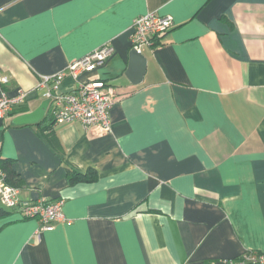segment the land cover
<instances>
[{
  "label": "crops",
  "instance_id": "0c3cea01",
  "mask_svg": "<svg viewBox=\"0 0 264 264\" xmlns=\"http://www.w3.org/2000/svg\"><path fill=\"white\" fill-rule=\"evenodd\" d=\"M148 12L174 24L143 48L133 84L132 25ZM105 44L114 52L103 65L59 87L114 85L111 133L50 125V107L39 123H13L46 99L44 76ZM2 77L0 96L26 98L0 118V162L21 201L61 200L64 219L43 229L0 211V264H242L264 254V0H0ZM89 170L95 180L70 183Z\"/></svg>",
  "mask_w": 264,
  "mask_h": 264
},
{
  "label": "built area",
  "instance_id": "2783aa9c",
  "mask_svg": "<svg viewBox=\"0 0 264 264\" xmlns=\"http://www.w3.org/2000/svg\"><path fill=\"white\" fill-rule=\"evenodd\" d=\"M173 24L174 18L169 14L148 12L136 17L130 36L131 48L142 52L145 46L153 45L155 41L160 40ZM113 52L114 47L105 44L72 61L66 70L42 78L38 85L47 86L45 97L51 100L48 108L50 107L49 110L55 123L80 122L98 135L112 132L110 110L121 98L114 85L100 78L82 81L76 89L70 91H61L59 85L68 74L77 79L81 74L103 65ZM0 80L1 82L8 81L7 77H2ZM25 98V92L14 97L6 94L0 96V118L7 116L14 106L21 104ZM17 194V188L7 181V174L0 167V203L2 206L17 210L24 218L39 219L43 229L51 228L54 222L64 219L63 201H21ZM241 263L264 264V254H245Z\"/></svg>",
  "mask_w": 264,
  "mask_h": 264
},
{
  "label": "water",
  "instance_id": "95a60500",
  "mask_svg": "<svg viewBox=\"0 0 264 264\" xmlns=\"http://www.w3.org/2000/svg\"><path fill=\"white\" fill-rule=\"evenodd\" d=\"M147 67V58L142 52L136 49L130 51V61L126 70V76L133 84H139L143 81ZM50 98L44 99L41 104L34 110L17 115L13 119L15 124H36L39 123L46 115Z\"/></svg>",
  "mask_w": 264,
  "mask_h": 264
},
{
  "label": "trees",
  "instance_id": "16d2710c",
  "mask_svg": "<svg viewBox=\"0 0 264 264\" xmlns=\"http://www.w3.org/2000/svg\"><path fill=\"white\" fill-rule=\"evenodd\" d=\"M49 115H50V113L47 114V116L45 117V120H48V121L50 120V125H52L55 123V121H52L53 116H51V115L49 116ZM0 167L4 172H6L7 181L9 183H11L12 179L14 178V173L10 169L9 162H0ZM96 178H97V175L95 173H93V171H90V170L86 174H81V173H77L74 171L69 173V181L72 184L79 182V181H93ZM0 211H2L3 214H5L7 212L6 208L2 205L0 206Z\"/></svg>",
  "mask_w": 264,
  "mask_h": 264
}]
</instances>
